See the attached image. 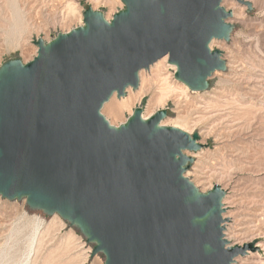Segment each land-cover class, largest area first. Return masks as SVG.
I'll use <instances>...</instances> for the list:
<instances>
[{
  "label": "water",
  "instance_id": "95a60500",
  "mask_svg": "<svg viewBox=\"0 0 264 264\" xmlns=\"http://www.w3.org/2000/svg\"><path fill=\"white\" fill-rule=\"evenodd\" d=\"M107 20L88 6L82 24L37 38L36 54L0 65V196L59 214L103 264H232L253 242L229 244L215 184L184 175L198 134L160 125L165 108L135 107L115 126L101 113L139 72L167 56L192 91L226 69L214 39L233 24L222 0H121ZM250 7L247 0H238Z\"/></svg>",
  "mask_w": 264,
  "mask_h": 264
},
{
  "label": "rangeland",
  "instance_id": "374dc122",
  "mask_svg": "<svg viewBox=\"0 0 264 264\" xmlns=\"http://www.w3.org/2000/svg\"><path fill=\"white\" fill-rule=\"evenodd\" d=\"M247 1L250 7L238 0L221 1L232 11L227 20L233 28L228 40L214 39L211 46L222 51L226 69L212 73L207 89L187 88L177 100H167L163 106L167 115L160 122L178 123L198 134L202 148L185 152L193 161L184 175L202 192L215 184L224 189V237L229 244H254L252 251L236 257L237 264H264V247L258 245L264 242V0ZM88 6L111 19L124 4L121 0H0V65L13 57L23 62L32 59L37 50L34 40L47 41L82 24V11ZM153 65L140 70L136 89L128 87L124 96L114 94L109 100H121L139 89L141 79L152 75ZM175 68L166 56L162 75L180 83ZM149 97L146 93L118 117L106 110L108 100L101 113L118 125L135 107L143 113ZM230 211L234 218L225 216ZM231 223L234 233L226 230ZM91 249L79 229L59 214L31 209L25 198L0 196V264H103L104 255L91 257Z\"/></svg>",
  "mask_w": 264,
  "mask_h": 264
},
{
  "label": "bare ground",
  "instance_id": "6f19581e",
  "mask_svg": "<svg viewBox=\"0 0 264 264\" xmlns=\"http://www.w3.org/2000/svg\"><path fill=\"white\" fill-rule=\"evenodd\" d=\"M233 4H235V3H233ZM165 60H166V56H164L161 61H157L156 63H154L155 65H153V66H155V67L153 69L152 75L150 77H148L147 79H141V83H140L139 89H137L135 91H129L127 96L124 97L121 100H117L115 98H111L106 103V107H105L106 110L108 111V113L114 115L115 117H118L121 114V111L123 110V108L125 109V107H128L129 105L133 104L134 102L139 101L146 93H148V94H150V97H149L148 102L146 104L145 111L142 113V118L146 119L149 116H151L157 109L164 108L163 106H164V104L166 103L167 100H169V99H174V101L177 100L180 92L186 91L188 87L183 82L179 83V82H176V81H172V80L168 79V77L162 75L161 71H162V69L164 67ZM173 66H175V65H173ZM124 122H122V123H124ZM122 123H119L118 125H115V126H119ZM110 124L113 125L112 122ZM160 125L173 126L175 128L182 129V130H184V131L189 133V131H187L182 125H180L178 123L167 124V123L160 122ZM237 135H239V134L237 133ZM263 137H264V135H263ZM245 138H247V137H245ZM263 144H264V142H263ZM231 203H234V201H232ZM225 216H229V218L230 217L234 218L236 215H235L234 211H230L229 214L225 215ZM222 217H223V215H222ZM232 223L234 224L235 222L232 221ZM232 223L230 225H228V228L226 230L229 229V230H231L232 233H234L235 232L234 231V227H233L234 225ZM224 234H227V233H224ZM232 237H234V236H232ZM250 242L251 241H249V242L247 241V242H243V243L238 244V245H243L245 243H250ZM235 244H237V243H235ZM258 245L261 246V247H264V242L260 243ZM249 251H252V250L249 249L248 252ZM237 260H238V258H235L234 261L232 262V264H237ZM239 264H242V262L239 263Z\"/></svg>",
  "mask_w": 264,
  "mask_h": 264
},
{
  "label": "built area",
  "instance_id": "2783aa9c",
  "mask_svg": "<svg viewBox=\"0 0 264 264\" xmlns=\"http://www.w3.org/2000/svg\"><path fill=\"white\" fill-rule=\"evenodd\" d=\"M107 20H110V19H107Z\"/></svg>",
  "mask_w": 264,
  "mask_h": 264
}]
</instances>
